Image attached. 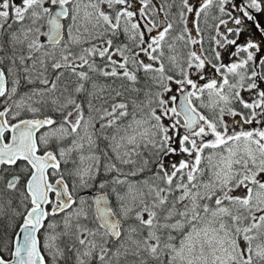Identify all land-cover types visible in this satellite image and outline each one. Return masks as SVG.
<instances>
[{
  "label": "snow or ice",
  "instance_id": "obj_1",
  "mask_svg": "<svg viewBox=\"0 0 264 264\" xmlns=\"http://www.w3.org/2000/svg\"><path fill=\"white\" fill-rule=\"evenodd\" d=\"M0 264H264V0H0Z\"/></svg>",
  "mask_w": 264,
  "mask_h": 264
}]
</instances>
